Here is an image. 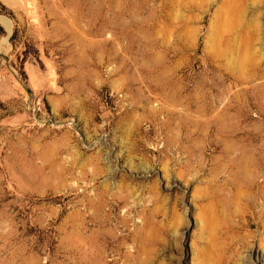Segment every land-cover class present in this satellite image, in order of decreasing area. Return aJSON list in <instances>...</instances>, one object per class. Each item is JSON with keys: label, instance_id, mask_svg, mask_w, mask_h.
<instances>
[{"label": "rangeland", "instance_id": "374dc122", "mask_svg": "<svg viewBox=\"0 0 264 264\" xmlns=\"http://www.w3.org/2000/svg\"><path fill=\"white\" fill-rule=\"evenodd\" d=\"M0 264H264V0H0Z\"/></svg>", "mask_w": 264, "mask_h": 264}, {"label": "bare ground", "instance_id": "6f19581e", "mask_svg": "<svg viewBox=\"0 0 264 264\" xmlns=\"http://www.w3.org/2000/svg\"><path fill=\"white\" fill-rule=\"evenodd\" d=\"M6 27H7V29L10 31L11 30V26H10V24L8 23V22H6Z\"/></svg>", "mask_w": 264, "mask_h": 264}]
</instances>
